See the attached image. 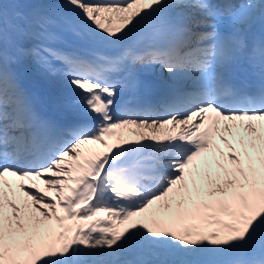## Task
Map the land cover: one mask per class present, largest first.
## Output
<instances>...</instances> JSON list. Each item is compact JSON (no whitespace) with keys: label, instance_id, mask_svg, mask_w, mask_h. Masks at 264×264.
I'll return each instance as SVG.
<instances>
[{"label":"snow or ice","instance_id":"obj_1","mask_svg":"<svg viewBox=\"0 0 264 264\" xmlns=\"http://www.w3.org/2000/svg\"><path fill=\"white\" fill-rule=\"evenodd\" d=\"M0 264H264V0H0Z\"/></svg>","mask_w":264,"mask_h":264}]
</instances>
